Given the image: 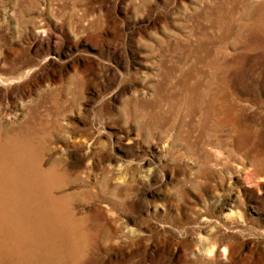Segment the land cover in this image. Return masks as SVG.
Here are the masks:
<instances>
[{
    "label": "rangeland",
    "instance_id": "374dc122",
    "mask_svg": "<svg viewBox=\"0 0 264 264\" xmlns=\"http://www.w3.org/2000/svg\"><path fill=\"white\" fill-rule=\"evenodd\" d=\"M0 150V264H264V0H0Z\"/></svg>",
    "mask_w": 264,
    "mask_h": 264
},
{
    "label": "bare ground",
    "instance_id": "6f19581e",
    "mask_svg": "<svg viewBox=\"0 0 264 264\" xmlns=\"http://www.w3.org/2000/svg\"><path fill=\"white\" fill-rule=\"evenodd\" d=\"M2 154L3 153L0 150V205L8 203L11 194H17L18 196L19 192L25 188L32 187L33 190L37 191L40 187H42L41 179L38 177H32V175H30L22 165L17 164L16 168H13L14 164H9L10 160H7V158L3 157ZM40 172L42 173L43 171L40 169ZM3 194L7 195V197H3ZM37 196L38 194H34L33 196L30 195L31 198L36 197V199H38ZM1 207L2 206H0V212L3 211ZM39 207L41 208L42 206L39 205ZM39 207H35L33 210L38 212Z\"/></svg>",
    "mask_w": 264,
    "mask_h": 264
}]
</instances>
